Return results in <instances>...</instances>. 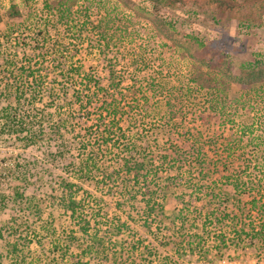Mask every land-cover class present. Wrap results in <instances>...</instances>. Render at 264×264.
<instances>
[{
  "label": "trees",
  "instance_id": "obj_1",
  "mask_svg": "<svg viewBox=\"0 0 264 264\" xmlns=\"http://www.w3.org/2000/svg\"><path fill=\"white\" fill-rule=\"evenodd\" d=\"M77 2L56 0L51 7L53 14L67 30L76 33L75 37L87 38L90 47H94L96 36L108 50L118 37V23L110 15L99 21L74 19ZM135 4L159 21L171 19L177 24L179 38L184 24L217 29L225 23H237L248 34L246 38L253 30L264 27V0H136ZM9 15H20L17 5L11 6ZM222 35V31L215 30L213 42L222 41L217 45H226L227 39ZM184 37L204 49L202 33ZM43 45L39 49L46 50ZM237 47L241 50L243 46ZM218 50L216 57L229 62ZM47 52L39 53L36 59L39 60L34 63L32 57L24 54L26 64L18 69L21 80L0 81V138L7 136L15 140L25 151L36 146L58 149L75 173L81 175L78 182L77 178L66 179L61 174L55 177L52 173V179L57 182H53L49 196L53 198L56 190L67 195L61 203L77 229L60 237L54 235L51 252L57 253V264H86L87 256L100 264H187L186 258L193 256L214 262L248 248H255L259 259L264 261V138L253 137L256 141L251 146L246 136L253 134L254 122L246 120L227 142L217 143L210 135L212 125L221 123L225 129L228 122H235L237 115L233 117L231 112L241 111L242 119L249 117L251 104L254 105L252 99L255 94L264 96V85H252L233 95L232 81L216 79L204 69L207 63L197 60L193 63L190 83L200 91H207L209 97L197 113L200 125L183 129L179 139L173 122L185 117L187 95L193 96L190 90L184 88L185 98L181 90V101L170 99L171 94L161 101L159 96L166 90L155 81L138 82L122 89L123 83L117 81L111 62L104 67L107 71L104 76L87 72L80 65L54 70L44 65ZM192 57L196 60L195 55ZM262 71L254 61L238 68V73L247 77ZM47 76H53V80L46 81ZM59 110L65 112L66 119L49 125L48 118ZM129 112L138 119L128 120L123 127V118H128ZM83 118L87 124L95 120L97 134L92 137L95 133L86 136L80 133L83 153L76 156L67 143L66 132H74L75 122ZM152 118L158 127L149 136L142 132V122ZM251 153L254 160L248 163L245 159ZM21 156L20 160L31 166L26 174L34 175L38 159L24 153ZM79 156L86 159L80 160ZM179 169L185 176L181 179V196L174 191L175 183L169 177L164 179L169 180L166 185L156 178L161 172L171 175ZM100 177L109 189V200L116 196L114 210L124 214L117 219H110L111 206L106 199L102 206L95 207L92 197H88L90 193H85L83 182H96ZM118 180L124 183L123 189L109 188L110 182L116 184ZM16 181L13 180L11 192L12 224L30 229V214L39 218L40 210L29 211L30 205H35L25 195L27 186L21 179ZM186 188L190 189L188 196L184 194ZM132 225L150 233L156 229L159 237L144 243L132 236ZM212 230L214 245L208 242ZM12 249L18 252L16 243Z\"/></svg>",
  "mask_w": 264,
  "mask_h": 264
},
{
  "label": "rangeland",
  "instance_id": "obj_2",
  "mask_svg": "<svg viewBox=\"0 0 264 264\" xmlns=\"http://www.w3.org/2000/svg\"><path fill=\"white\" fill-rule=\"evenodd\" d=\"M54 1L56 0H0V81L21 80L18 69L26 64L24 54H27V57H32L34 63L39 53L49 51L44 65L49 66L50 69L80 65L87 72L94 71L103 76L107 72L104 67L111 62L115 69L117 81L123 83L122 89H128L138 82L155 81V84L163 85L166 90L165 94L159 96L161 101L164 100L165 96L169 98L170 94L173 95L170 99L181 101V90L184 98L186 96L183 92L184 88L190 90L195 98L187 95L189 103L185 117L173 122L174 128H176V137L179 139H181L183 129L184 131L191 130L200 125L199 120H196L197 113L204 107L209 97L207 91H200L190 83L193 63L197 60L206 62L207 64L203 65L204 69L216 79L232 81L233 95L243 93L252 85H264V27L253 30L249 38H246L248 34L243 33L237 23H225L220 27L221 29L205 28L195 23L184 24L181 28V38H179L177 24L175 25L168 18L163 21L157 20L148 11L140 9L141 7L135 4L136 0H77L78 2L73 9L74 19L78 18V20L83 21L88 18L92 21H99L110 15L118 23L116 29L118 37L107 50L103 46V42H99L96 36L93 37L94 47H90L87 38H77L75 37L76 33L73 34V31L67 30L65 24L58 21L57 16L53 14L51 7ZM13 4L17 5L20 11L19 16L12 17L9 15ZM77 28L81 29L80 25H77ZM215 30L223 32L222 37L227 39L226 45L222 43L221 46L217 45L222 41L213 42ZM191 33H202L205 36L204 49L184 37ZM42 44H44L43 47L46 45V50L45 48L39 49ZM238 44L243 46L241 50L237 47ZM217 48L223 56L228 57L229 62H223L219 60V57H216ZM192 54L196 56V60ZM210 59L213 61L210 62ZM250 61L258 63L259 69L263 71L254 77L239 74V66ZM46 71L49 72V70ZM47 77L46 81L53 80V76ZM263 99V95L255 94L252 99L254 105L250 103L252 107L249 117L247 115L242 119L240 118L241 111L231 112L233 117L237 115L234 119L235 122H228L225 129L221 123L212 125L210 135L217 139V143H224L229 137L237 133L243 120L246 122L253 121V134L246 136V140L252 142L250 145L253 146V142L256 141L253 137L260 135L264 138ZM65 116L67 115L63 110L56 111L48 118L49 125L59 119L64 121ZM127 116L128 118H123V127L127 126L128 120L134 122V118L138 119L133 112L127 113ZM48 121H46L47 124ZM93 121L95 120H91L87 124L86 118L79 119L78 122H75V131L66 132L69 137L67 143L76 156L83 153L80 133L84 136L86 133H95L92 134V137L97 134ZM142 123L144 125L142 132L149 136L151 130L158 127L154 118ZM85 128L87 132L84 131ZM88 152L87 149L86 153ZM22 153L28 154L31 159H38L36 162L37 170L32 176L26 174L27 171H30L31 166L20 160ZM83 157L86 159V156ZM83 157L79 156V159L81 160ZM245 160L248 163L253 162L252 153ZM52 173L55 177H59L61 174L66 179L73 178L75 180L81 176L79 173H75L67 157L61 156L58 149L36 146L25 151L17 145L15 140L7 136L0 138V264H57L55 260L57 253L51 252L54 248V235L60 237L71 233V230L77 232L69 213L66 212L61 203L67 195L61 193L62 190H56L53 198L49 196L53 182H57L52 179ZM166 177H169L171 183H175L174 191L181 196V179H185V176L181 175V169L171 175L161 172L156 178L160 184L166 185V181H169L164 180ZM18 179L24 181L27 186L25 195L31 204L35 205H30L29 211L40 210L39 218L30 214L29 224L32 226L30 229L24 226L17 228L11 220V210L14 207V202L11 200L13 180L17 182ZM119 180L116 184L110 182L109 188L123 189L124 183ZM83 183H85L83 185L85 193H90L88 197H92L91 201L95 207L102 206L104 199L108 201V205L111 206L108 209L110 219H117L120 215H124L119 210H114L116 196L109 200V189L106 188L101 177L96 182ZM189 193L190 189L186 188L184 194L188 196ZM131 231L132 236L136 235L144 243L153 242L155 238L159 237V232L156 229L150 233L143 231L138 225H132ZM99 234L101 235L100 232ZM209 236V244H216L213 230L210 231ZM14 243L18 247V252H14L12 249ZM88 258L87 256L84 259L86 264H100L98 260L93 258L88 260ZM186 260L187 264H264V261L259 259L255 248L241 250L235 252L234 255L226 254L221 261L218 258L214 262L203 261L195 256L188 257Z\"/></svg>",
  "mask_w": 264,
  "mask_h": 264
}]
</instances>
